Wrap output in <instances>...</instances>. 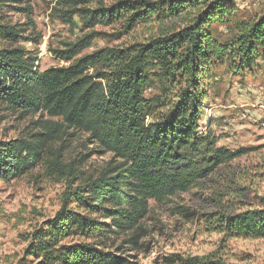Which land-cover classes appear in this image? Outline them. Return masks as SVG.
<instances>
[{"label":"trees","instance_id":"1","mask_svg":"<svg viewBox=\"0 0 264 264\" xmlns=\"http://www.w3.org/2000/svg\"><path fill=\"white\" fill-rule=\"evenodd\" d=\"M21 1L0 0V19ZM235 1L119 0L91 8L94 0H60L65 9L58 16L73 26L75 16L86 30L123 23L131 31L183 17L186 22L146 43L79 56L100 36L92 32L51 52L66 66L44 71L18 45L22 31L0 22V106L21 118L38 114L60 121L41 124L44 134L0 141V182L38 166L62 173L60 152L50 147L61 128L86 134L111 155L97 176L66 192L60 209L33 233L26 254L36 264H136L115 253L122 244L136 247L149 202L188 191L244 151L218 146L208 122L200 128L213 70L227 63L244 72L264 52V15L241 22L228 42L216 39L213 26L237 12ZM152 79L160 94L147 99ZM172 89L177 92L170 96ZM208 218L224 238H264V207ZM163 263L227 264L213 256H169Z\"/></svg>","mask_w":264,"mask_h":264},{"label":"rangeland","instance_id":"2","mask_svg":"<svg viewBox=\"0 0 264 264\" xmlns=\"http://www.w3.org/2000/svg\"><path fill=\"white\" fill-rule=\"evenodd\" d=\"M117 1L94 0L87 6L109 7ZM234 4L237 12L226 23L213 26L220 43L236 35L241 22L264 15V0H236ZM61 9L65 8L60 0H22L11 3L0 19L1 25L22 31L18 45L38 58L40 71L66 66L51 52L63 50L64 44L75 43L92 32L100 36L79 56L103 48L146 43L161 33L179 30L186 22L183 17L139 24L131 31L125 30L123 23L86 30L75 16V25L67 24L58 16L57 10ZM152 80L151 88L145 92L147 99L160 94L158 83ZM208 84V106L201 131L208 122L219 140L218 146L235 153L244 151L188 191L160 203L149 202L148 214L136 233V247L122 244L121 251L115 253L128 261L164 264L163 259L169 256H213L227 264H264V238H224L212 230L208 218L212 213L234 215L264 207V52L244 72H234L227 63L217 66ZM171 92L170 96L177 90ZM47 121L60 124L59 120L38 114L21 118L0 106V141L44 134L40 125ZM58 132L50 147L60 152L62 173L38 166L18 180L0 182V264H36L26 254L33 233L60 209L66 192L97 176L111 159L86 134L65 128ZM129 237L130 234L121 237L114 248ZM114 248L110 251L115 252Z\"/></svg>","mask_w":264,"mask_h":264}]
</instances>
